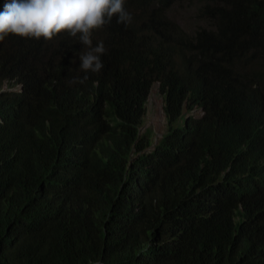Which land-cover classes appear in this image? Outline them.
Here are the masks:
<instances>
[{"label":"trees","instance_id":"1","mask_svg":"<svg viewBox=\"0 0 264 264\" xmlns=\"http://www.w3.org/2000/svg\"><path fill=\"white\" fill-rule=\"evenodd\" d=\"M125 7L100 73L78 38L0 42V264H264V0Z\"/></svg>","mask_w":264,"mask_h":264},{"label":"clouds","instance_id":"2","mask_svg":"<svg viewBox=\"0 0 264 264\" xmlns=\"http://www.w3.org/2000/svg\"><path fill=\"white\" fill-rule=\"evenodd\" d=\"M113 18L119 24H131L133 17L125 7V0H9L0 5V42L13 35L45 42H51L57 35L78 38L87 49L79 57L80 69L85 74L100 73L107 49L103 41L94 45L92 37ZM87 79L84 75L74 82L83 84ZM3 92L0 88V94Z\"/></svg>","mask_w":264,"mask_h":264},{"label":"rangeland","instance_id":"3","mask_svg":"<svg viewBox=\"0 0 264 264\" xmlns=\"http://www.w3.org/2000/svg\"><path fill=\"white\" fill-rule=\"evenodd\" d=\"M175 11L172 12V15L187 29H191L194 26L198 27L204 23L200 20L198 21L192 16L191 6L190 8L177 6L175 7ZM163 104L164 99L162 94H159L158 92V84H154L147 99V112L145 115L144 126L142 128V131L144 132L147 129L151 130V138L154 142L162 137L168 127L167 118L163 111Z\"/></svg>","mask_w":264,"mask_h":264}]
</instances>
